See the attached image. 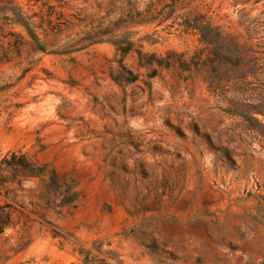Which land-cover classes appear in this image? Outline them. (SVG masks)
<instances>
[{"label":"rangeland","instance_id":"1","mask_svg":"<svg viewBox=\"0 0 264 264\" xmlns=\"http://www.w3.org/2000/svg\"><path fill=\"white\" fill-rule=\"evenodd\" d=\"M0 4V264H264V0Z\"/></svg>","mask_w":264,"mask_h":264},{"label":"trees","instance_id":"2","mask_svg":"<svg viewBox=\"0 0 264 264\" xmlns=\"http://www.w3.org/2000/svg\"><path fill=\"white\" fill-rule=\"evenodd\" d=\"M32 1H34L35 3H40V2L44 3V0H32ZM0 10L9 11L10 13H12L13 18L10 21H12L13 24L20 25L27 31L28 35L31 37L33 41V44L35 46L34 48H36V50H39L41 52L46 51V45L41 41V39L39 38L36 32L37 28H41V29L43 28V25H44L43 20L40 23V26H36L33 21V17H29L25 15L22 9L15 4H4L2 6L0 4ZM48 22L52 24L51 21H48ZM183 25L186 26L187 29L198 30L201 33L202 39L205 43L213 44V55L215 56V58L213 59V66L216 62L215 60H220V61L224 60V62H226L233 55V53H237L238 56L243 55L241 51V47L236 43V39L233 38L231 35L225 34L219 28H213V39H212L210 32H206V30L209 31V27L199 25V22L197 20L192 21L188 19L183 23ZM58 27L59 25L56 27H53L51 25L52 31L54 30L59 31ZM21 42L22 43L16 42L12 46L18 49L20 46L27 44V42L24 40L23 37L21 38ZM115 45H120L119 50L122 53V58H125V56L132 51V45L130 44L129 41L127 42L116 41ZM232 46L238 49L233 51L231 49ZM240 56L239 58H241ZM141 59H143L142 55H141ZM153 60H155V58L145 61L143 63V66L144 67L150 66ZM3 61H8L7 56H0V63ZM166 63L167 64L164 66V68L171 67V64L169 62H166ZM159 64L161 65V63ZM121 68L124 72H126L128 75L132 77L126 80L128 83H133L137 80L136 76H134L130 70H127L123 66H121ZM156 75H157V71H153V73L151 74V77H155ZM119 76L120 78H123L122 74H120ZM7 161L8 160H6L5 162L7 163ZM11 163L13 166L20 167L23 169L25 173H28V174H25L24 177H27V175L29 174H31L30 176L33 177L37 174L41 175V173H44L43 169L36 170L34 166L28 163L24 157H18L16 154H12ZM3 189H5V182H0V193ZM1 210H2V207H0V211ZM4 219L5 217L0 213V232L3 230L5 225H7V222H5ZM84 264H88V258L85 259Z\"/></svg>","mask_w":264,"mask_h":264}]
</instances>
